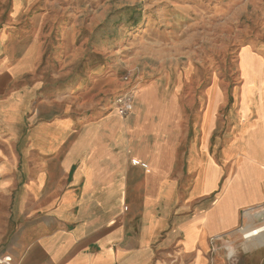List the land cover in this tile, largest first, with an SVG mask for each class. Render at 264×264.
<instances>
[{
  "label": "crops",
  "instance_id": "0c3cea01",
  "mask_svg": "<svg viewBox=\"0 0 264 264\" xmlns=\"http://www.w3.org/2000/svg\"><path fill=\"white\" fill-rule=\"evenodd\" d=\"M220 2L249 35L238 84L165 75L124 117L44 93L42 15L0 28V264H264V0Z\"/></svg>",
  "mask_w": 264,
  "mask_h": 264
},
{
  "label": "rangeland",
  "instance_id": "374dc122",
  "mask_svg": "<svg viewBox=\"0 0 264 264\" xmlns=\"http://www.w3.org/2000/svg\"><path fill=\"white\" fill-rule=\"evenodd\" d=\"M220 3L190 0L196 11L188 17L171 0H0V28L23 27L42 15L50 42L40 81L44 93L57 96L71 86L75 93L82 90L89 98L86 113L93 115L115 102L119 87L131 84L139 93L165 75L175 83L178 73L183 90L201 91L216 79L235 87L239 49L249 35L244 21L239 31L237 20L222 14ZM19 4L23 8L12 20ZM93 85L99 92L91 97Z\"/></svg>",
  "mask_w": 264,
  "mask_h": 264
},
{
  "label": "built area",
  "instance_id": "2783aa9c",
  "mask_svg": "<svg viewBox=\"0 0 264 264\" xmlns=\"http://www.w3.org/2000/svg\"><path fill=\"white\" fill-rule=\"evenodd\" d=\"M125 81L130 82L129 76L125 78ZM135 98H136V90L129 89L127 92L123 93V95L115 99V102L112 103L111 108H114L120 116L124 117L130 114L134 110V105L136 101ZM241 231L243 232L244 229L241 228ZM243 237L246 239L252 238V237L248 238L247 234H243Z\"/></svg>",
  "mask_w": 264,
  "mask_h": 264
},
{
  "label": "bare ground",
  "instance_id": "6f19581e",
  "mask_svg": "<svg viewBox=\"0 0 264 264\" xmlns=\"http://www.w3.org/2000/svg\"><path fill=\"white\" fill-rule=\"evenodd\" d=\"M264 232V227L263 228H260V229H257V230H254V231H252L251 232V234L252 235H255V236H257V235H259V234H261V233H263Z\"/></svg>",
  "mask_w": 264,
  "mask_h": 264
}]
</instances>
